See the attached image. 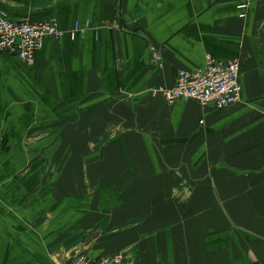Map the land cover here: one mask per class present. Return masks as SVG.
<instances>
[{"label": "crops", "instance_id": "obj_1", "mask_svg": "<svg viewBox=\"0 0 264 264\" xmlns=\"http://www.w3.org/2000/svg\"><path fill=\"white\" fill-rule=\"evenodd\" d=\"M56 19L0 53V264H264V0H0ZM240 62L242 101L167 103L181 69Z\"/></svg>", "mask_w": 264, "mask_h": 264}, {"label": "built area", "instance_id": "obj_2", "mask_svg": "<svg viewBox=\"0 0 264 264\" xmlns=\"http://www.w3.org/2000/svg\"><path fill=\"white\" fill-rule=\"evenodd\" d=\"M63 35L54 18L45 21L13 20L0 14V53L14 55L28 65L34 64L45 37L59 40ZM240 77L238 60L222 61L208 55L205 67L181 69L175 86L161 92L170 105L179 100H194L202 106L225 108L242 101ZM68 264H124V255L118 252L93 258L85 252H78Z\"/></svg>", "mask_w": 264, "mask_h": 264}]
</instances>
